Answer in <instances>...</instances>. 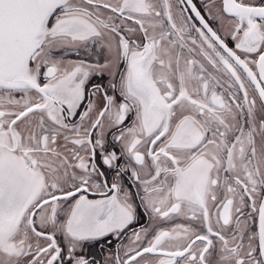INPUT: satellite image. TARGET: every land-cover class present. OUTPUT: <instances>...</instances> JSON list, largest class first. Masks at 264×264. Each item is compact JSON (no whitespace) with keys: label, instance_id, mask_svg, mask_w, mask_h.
Wrapping results in <instances>:
<instances>
[{"label":"snow or ice","instance_id":"snow-or-ice-1","mask_svg":"<svg viewBox=\"0 0 264 264\" xmlns=\"http://www.w3.org/2000/svg\"><path fill=\"white\" fill-rule=\"evenodd\" d=\"M0 264H264V0H0Z\"/></svg>","mask_w":264,"mask_h":264},{"label":"flooded vegetation","instance_id":"flooded-vegetation-1","mask_svg":"<svg viewBox=\"0 0 264 264\" xmlns=\"http://www.w3.org/2000/svg\"><path fill=\"white\" fill-rule=\"evenodd\" d=\"M195 2H197L199 4L200 0H195Z\"/></svg>","mask_w":264,"mask_h":264}]
</instances>
